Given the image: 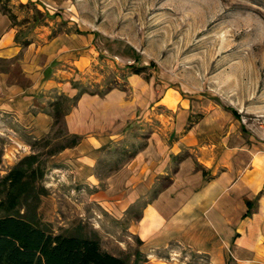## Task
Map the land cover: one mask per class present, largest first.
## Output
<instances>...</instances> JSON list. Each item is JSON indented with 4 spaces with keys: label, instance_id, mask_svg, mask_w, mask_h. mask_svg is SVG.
<instances>
[{
    "label": "rangeland",
    "instance_id": "rangeland-1",
    "mask_svg": "<svg viewBox=\"0 0 264 264\" xmlns=\"http://www.w3.org/2000/svg\"><path fill=\"white\" fill-rule=\"evenodd\" d=\"M0 7V73L23 91L17 108L0 106V177L33 155L39 168L19 213L54 234L95 238L126 264H235L227 244L212 255L144 243L127 229L142 205L103 210L96 194L149 140L170 146L203 118L218 126L202 133L227 135L261 160L264 0H0ZM82 96L97 109L109 100L121 116L114 139L93 150L98 187L80 175L84 136L64 120ZM37 113L51 123H38Z\"/></svg>",
    "mask_w": 264,
    "mask_h": 264
},
{
    "label": "crops",
    "instance_id": "crops-1",
    "mask_svg": "<svg viewBox=\"0 0 264 264\" xmlns=\"http://www.w3.org/2000/svg\"><path fill=\"white\" fill-rule=\"evenodd\" d=\"M21 92L8 87L6 75L0 73V106L17 108ZM108 101L97 109L93 98L82 96L64 118L69 132L84 136L80 143L84 152L75 161L80 175L95 182V187L99 182L93 175V150L114 139L112 126L121 121ZM35 119L43 125L51 123L44 113H37ZM209 120L188 123L170 146L161 139L149 140L117 174L113 171L109 190L97 193L96 202L101 209L117 213L142 205L127 229L153 247L174 242L215 255V248L227 244L235 264H264V155L255 160L253 149L232 146L227 135L202 133L205 125L218 126Z\"/></svg>",
    "mask_w": 264,
    "mask_h": 264
},
{
    "label": "trees",
    "instance_id": "trees-1",
    "mask_svg": "<svg viewBox=\"0 0 264 264\" xmlns=\"http://www.w3.org/2000/svg\"><path fill=\"white\" fill-rule=\"evenodd\" d=\"M80 94L72 97L70 106ZM53 117L52 124L58 123L57 109ZM29 159L25 166L16 165L0 177V264H126L103 251L95 238L54 234L19 213V203L33 192L34 174L39 169L38 164L33 167L36 157Z\"/></svg>",
    "mask_w": 264,
    "mask_h": 264
},
{
    "label": "bare ground",
    "instance_id": "bare-ground-1",
    "mask_svg": "<svg viewBox=\"0 0 264 264\" xmlns=\"http://www.w3.org/2000/svg\"><path fill=\"white\" fill-rule=\"evenodd\" d=\"M168 101H169V99H168V97L166 98V100H165V102H167L168 103Z\"/></svg>",
    "mask_w": 264,
    "mask_h": 264
}]
</instances>
